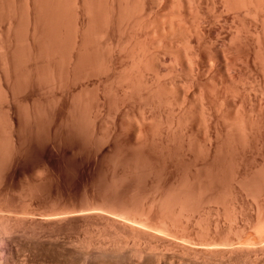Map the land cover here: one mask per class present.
I'll return each mask as SVG.
<instances>
[{"label":"rangeland","instance_id":"1","mask_svg":"<svg viewBox=\"0 0 264 264\" xmlns=\"http://www.w3.org/2000/svg\"><path fill=\"white\" fill-rule=\"evenodd\" d=\"M228 25H226L227 26L226 28H232V25L230 24ZM244 49L245 51L243 49L239 50L240 52L235 51L237 54H235V52H232V53L230 52L231 54L228 52V54L224 58L222 57L223 54L221 53L217 52V55H216L215 53L216 50L212 48L209 50V52L208 51H202V52L198 51V53L196 52L197 54L192 58V60H188V58H186V55L183 54L184 58L182 57L183 60L180 62L181 64H178L179 70L177 69L178 71H175V73L173 72L171 68L172 65L174 64V61L171 60L172 57L170 54L168 55L167 52L164 54L161 52L162 54L160 53V55L158 54L159 58L157 57L158 58L157 62L158 64L160 63L158 65L159 72L158 70L157 71L154 70L155 66L153 64L156 58L154 57V55H151L150 58L147 59V61L145 62L146 63L144 66L145 71L143 72L141 80H139L140 82L145 81V79L149 81L151 80L150 82L152 81L154 82L156 81V79L160 78L159 79L160 82L169 83L170 80L173 79V77L176 75L177 72L180 75L182 73V75L181 76L179 75V77L181 78H183L182 76L185 77L184 74L188 72V68L190 66V64L188 63L191 62V64H194V65L197 64L198 67H200L199 68L201 69L200 76L197 77L198 78L197 80L191 82V80L188 79L186 81H189V82H186V83L183 82L182 83L183 85L180 84L181 88H179L180 92L179 91L178 92L182 96L181 98L185 99V101L183 99L175 101L172 97L175 96L174 93L176 92L171 87H168V86L167 87L165 86V89H163L162 93L164 94H161L162 98L159 96L155 98L152 97L151 99L150 98L146 99L145 98L146 96H144L143 98L142 97L140 98L141 96L140 94H138L139 96H136V94L133 96L132 94L134 93L131 94L130 91L128 90L130 93L129 94L128 91L126 90L127 88L124 87L125 83L122 80L123 79L122 76L125 73H127L131 67L129 66L130 58H128L127 56L115 54L114 63L116 66L114 69L115 71L112 72V74L114 73V75L111 74V77L113 79L110 77L108 81L105 80V77L109 76L110 74L108 75L103 74L104 76L99 75V79L101 83L99 85V101H96V98L98 96L95 93H93L92 85L89 84L88 86L89 88L87 90L88 102H87V107L85 110L86 116L84 120V127H85L84 132L85 133H84L83 142L82 143L80 142L81 144H79V141L77 142V140H75L77 138L73 137L74 136L73 134L70 135V133H68V131L65 129L64 126L62 127L61 125H58V124H61V120H59L61 117V114L58 116L59 112H57L58 114L56 113V111L60 109L59 107L58 109L57 107L56 109H54L55 111L54 114L56 113L57 118H58L57 122L59 120L57 125H56V119L54 118L56 114L55 115L51 114L52 117L55 119V120H52L53 121L52 123L49 119H47L49 120V123H51L52 125L46 122V118L43 116L45 120H43L42 122L44 121L45 122L42 123V126H40L41 128L39 129V133L28 134L27 136H25V141H24L25 146L23 150L20 152L19 156L15 157L16 159H14L15 161L13 162L14 166L11 164L10 167L9 166L7 167V169L9 170L6 169L8 171L6 173V177H5L6 179H4V184L2 183L1 185L2 189L0 188L1 189L0 190V200H1L0 205L2 206V209L4 208L3 211L2 209L0 210V215L3 214L1 215L2 217L0 216L3 219L1 218L0 219L4 220L3 222L6 221L5 223H8L10 225L9 227H11L12 225L14 226V228L12 226L14 230L11 228L13 230L11 234L14 233L13 235L6 234L7 238H5L6 236L0 233V236H2L0 237V253H1L0 254V264H11V263L12 264H71L69 263L70 262L69 257L72 255L71 253L70 255H68L67 250L68 252H70L69 249L72 248L73 246H74L73 248H79L77 246L80 245L79 242L81 241H82L81 242L82 245L80 246V248L83 247V250L88 249L87 251L88 253H89V250L94 251L93 253L94 255L92 254L94 257L92 256L93 259L90 260L91 262L94 261V263L92 262L91 264H111V263L112 264H117V263L118 264H130V262H134V261L137 264L138 262L136 261L141 262L143 258L142 260L141 259L136 260L139 256L135 257V255L133 256L130 255L128 258H125L129 254L126 255V254H123L122 252L125 251V253L126 252L128 253V251L130 250L132 246L133 247L137 246V244L139 246V245H142L143 243H145V245L149 243L148 244L149 245L148 247H150L149 249L153 250L154 245L155 247L157 243H158L157 244L158 246L160 245L159 244L160 241L158 238H160V236H163L164 238V235L166 233H167L166 235L168 236L166 238L168 240L171 236L175 234L176 239L174 237H173L174 240L172 237H171L172 239L171 238L170 239L172 241H175V240L177 241L178 239V241L180 240L179 242H181V239H179V237L177 238V234L178 233L180 234V232L181 234L182 233L184 234V232H188L187 234L186 233L185 234L186 235L193 234L191 235L193 238H195V236L196 238H199V237L201 238V236L206 235L208 230L213 231L216 229L215 233H213L212 231L210 233L209 231L208 232L209 236H213L214 234H215V237L223 236L222 238H223L224 243H226V241L224 240H227V242H229V240H231L233 236L234 238L237 237V234L239 235V232L244 227L245 228L242 230L243 232H241L242 234L240 233V235H244V234L247 235L251 233L255 235V232L257 230L255 232L252 231L254 230L252 229L254 227L251 225V219H254L256 216L255 215L257 212L255 210L256 203L259 202L260 200L264 201V180H263L264 179V100L263 99L264 98H260V95L258 92H257L258 96H255V97L253 96L254 90L251 87H253L254 83H251L252 82L251 79L257 80L261 83L262 80L260 77H262L264 80V77H263L264 74L262 75L263 70H261L260 72V67H261V65H259L260 63L255 62V60L257 62L258 60L257 59L254 60L255 55H252L251 52L253 51L251 47L248 46L247 48L248 51H246V48ZM246 52H249V53H246ZM186 59L188 60V62L185 61ZM215 60H218V61L215 62ZM157 62H155V64ZM218 62H219L218 65H220V67H222L223 69L219 68V71H216V73L214 72V70L213 72H211L210 66L213 67L217 65ZM126 67H129V68H126ZM23 68L25 69L26 66L23 65ZM258 68H259L260 73L257 71ZM155 73H157V75ZM258 73L260 76L258 75ZM252 76H255V77H252ZM257 76H259V78ZM109 82L110 83L113 82V84H109ZM262 83H264V81ZM107 84L108 86L110 85L111 88L109 87L108 88L111 89L112 91L108 90L105 87V85ZM45 85L47 86L50 84L47 83ZM103 86L105 87L104 89H103ZM235 87L238 90H240L241 88L245 89L246 92L248 91V93L253 96V98L251 95H249V98H247L245 101L239 100L240 96H239L238 90ZM105 89H107V91H104ZM49 90L50 91H48V89L45 87L41 89L37 88V90L29 89L25 92L23 91V94L20 93L22 96L19 94L18 99L21 102H23L24 100L28 102L29 98H32V96L35 95L33 97L36 99L33 98V99H30V101L37 100L38 103L44 104L46 100L48 99L49 95L50 97L55 96V98H58L57 89H54L55 91H53L52 93L53 95L50 93L52 92L51 90L53 89H49ZM124 90L127 91V94L122 95L123 93H126V91L124 92ZM250 90L252 93L250 92ZM28 93L30 94L33 93V95L31 94V97L29 96L27 98ZM139 93H142V92H139ZM128 94L130 96H128ZM224 94L226 96H224ZM142 95H145V94L143 93ZM257 98H260V102L259 100H257ZM201 99L203 101H201ZM219 100L221 101V103ZM20 101L17 103L22 104L20 103ZM181 101L182 102L184 101L185 104L184 103L180 104L182 103ZM204 101L206 102L208 107L207 105L205 106V103H204V106L207 109L209 108L208 110L211 113V114L208 113L210 114L209 115L210 121H208V124L204 121V119H202V115H201L202 110L205 109V107L201 108L203 106L202 102ZM26 102H23V105H25L24 103ZM200 104H202V106H200ZM185 105L187 107H185ZM183 107L187 108L184 113L181 110V108ZM45 113H48V111L47 112L45 111ZM249 114H251V116ZM47 115L49 117L47 116L46 117L50 118L51 115L50 114H47ZM43 117H41V120ZM53 118H50V119H53ZM242 118L252 119L251 123L254 124V125L252 124L254 126L253 134H252L253 136L251 135L252 138L250 135H245V133H243V131L241 130L240 120ZM227 122L228 123L233 122V125H234V126L232 125V132L233 130H235L233 132L234 134L233 135L234 138L232 139L233 141H231L232 144L231 143L227 144L225 140H224L225 142L222 141L223 140L222 136L225 133L224 125ZM217 139L221 140V147L219 148V151L220 149L221 151L219 153L217 152L218 155H216L214 159H211V155H212L211 150L213 149L215 142L218 141ZM208 148L210 149L208 150ZM126 166H128V168ZM134 168L136 169V172L134 171L131 175L126 176V177H124L125 175L123 176V172L126 173L129 171V169L133 170ZM234 172H236L237 174L245 175V178L247 176L248 177L247 180L249 181L245 179L247 183L245 184V182L241 181L242 183L241 184L239 182L240 181L239 178L238 180L237 178L231 179L230 178L231 173H234ZM135 173H137V175H135ZM206 174H209L208 176L213 179L212 180L213 182L216 181L215 183L212 182V186H215V187L210 188L211 189L210 192L212 191L215 196L209 197L207 200L204 201L206 202L204 204H207L208 207H211L212 210L210 209L208 212V210L206 209L207 211L202 212L201 209L198 208L199 209L198 212L200 213L201 211L200 215L202 213L203 215H201V217H197L199 216L198 212H196L198 209L195 210L197 208V207L195 208V205H197L196 204L197 199H194L192 197L193 202L191 199L190 203H192L193 205L190 204L189 207L191 208L192 206V208H194L195 211L191 208L195 212V215H196V217L194 218L195 220L194 219L193 220L197 222H194L193 220H192L193 222L191 220H186V219L184 220V218H181L182 215L180 213L175 215L176 213L173 214L174 212L171 210H169L168 212V209H167L168 214L166 213V219L173 218V216L171 217L172 214L175 215L172 221L166 222L168 224L167 226H169V223H171L170 226L174 227L172 228V230H170L171 229L170 226H169L170 228L168 227V231H170L171 234L173 235H171L167 230H163L164 229L163 227L166 226L164 224L166 223H164L163 224L164 226L161 228L163 230V233L162 231L157 232L158 230H161L158 227L159 226L161 227L160 224L163 221L160 222L161 220L160 221L158 220L160 222V224H158L159 222L156 219L162 216V214H160V212L157 210L155 206L149 204L148 202L149 198L152 195H155L157 193H165V194L170 195V197L171 196L174 197L176 193L178 194V189H179V192L181 193L182 190L189 188L190 185L188 186V184L192 183L190 180H193V179L196 180L198 178L194 183L191 184L190 188L192 189L189 188L190 191L192 190L194 191L195 189H197V186L200 183L203 184L202 182L205 181ZM121 175L123 178L121 177ZM200 178L201 179L204 178V180H201ZM199 180H201L202 182H200ZM217 180H220V181H217ZM230 180L234 182L236 190L238 191L236 194L237 196L236 195L234 196L235 199L237 198L236 199L237 202L240 203L239 205H241L240 206L241 209L239 208L238 211L239 213L241 212L240 210H242L243 212L242 213L243 215L239 214L240 218L239 219L237 218L241 225V228L243 224L245 225L246 221H248L246 225L243 226L242 229L240 228V231H237V233L235 232L236 230L232 226L235 223V221H232L234 219L233 216H231L232 215L231 210L233 208L229 206L231 205L229 203V193L226 189H224L225 188L224 186H227V183ZM184 181H187L188 183ZM179 182L180 183L182 182V184H180ZM216 183L217 184L220 183V184L217 185ZM111 192L112 194H115V196H117L118 199L117 198L116 199L119 205L114 204V202L117 204L116 200L109 201L110 199L106 197L109 194H111ZM173 192L175 194H173ZM123 193L126 195L124 196ZM218 195L220 197H218ZM223 197H227L228 200L227 198L223 199ZM73 198H81L84 204L83 208L87 209V211L85 210L86 214L91 215L92 213V216L87 217L86 218L87 220L86 219L84 220L83 225L78 226L79 228L75 227L72 229V228L66 227V229L63 228L62 230L58 228H55L53 230V229H47V228L45 229L42 226L40 227L39 226L40 224L36 225L34 229L29 228L28 218H30V215L28 214L29 215L28 216L26 213L28 210H32V212L34 211L36 216L38 214H43V213L45 215L47 213L48 214L50 213L53 216H55V214L57 215L59 210L63 208L66 205V203L68 204L69 200ZM119 198L120 199L123 198V199L120 200ZM111 202H113L112 205H114L112 207H111ZM148 205L149 207L147 209ZM103 206L104 207L107 206V208H109L107 210L108 213H110L109 210L114 207V210L112 211L113 215L108 214L107 211L105 213L104 211L105 209L103 210L104 208ZM93 207H97V208L93 209ZM124 207H126V209ZM122 208L123 210H121ZM98 210H101L103 212L100 213L99 211V213H96L98 212ZM115 210L119 212L122 211V212L121 213L115 212L117 213L116 215L114 214ZM37 211H38V214H37ZM93 211H94V214L96 213L95 215L93 214ZM127 212L132 217L126 214ZM138 212L140 213L141 216L145 218H147L148 216V219L150 217L152 219V216L153 218H156L159 215V217L155 219L158 222L157 225L155 224L156 227L153 224L154 222L156 223V221L153 219H152L153 221H151L150 219L152 223L150 221L149 222L146 221V224L150 223L149 229L147 228L148 226H146L145 224H142L141 228L142 227L144 228L145 226L146 229L145 228L144 229L146 230V232L150 231L149 232L150 234L148 233L149 234L148 236L145 233L147 236V239L143 233H141V235L140 234L137 235V236L140 235L139 237L141 238L143 235L145 237V238H142L143 240H145L144 242L142 239H140L137 236L135 237V235L132 234L134 238H137V239L139 238V240H142L140 241V243H138L139 240L137 241L130 235L131 233H128V229H130L129 227H126L123 225V227L124 228L126 227L125 229L127 230V233L124 234L122 233L124 228L122 229V226L119 227V225L113 226L115 221L113 223V221H111L112 218H109L115 215L114 219L117 220L116 216H118L119 214L120 215L118 218L119 220L117 221L119 222L120 219L121 221L123 220L124 218L123 216H125L126 214L127 219L131 220L130 218H132L133 220L134 218L140 216L138 215ZM206 212L210 214H207ZM102 213L105 215L108 214L109 216L107 217L106 215V216H103L102 218L101 216ZM152 213L155 215H153ZM52 215H49V216H52ZM97 215L99 218L95 217ZM135 215L136 217H134ZM178 216H180V219H178ZM213 216L216 219V220L214 219L215 221L210 220V219H213ZM216 216H218L219 219ZM100 217H101V220L104 221L103 223H101V221L99 220ZM104 217L107 220H105ZM162 217H165V216H162ZM207 217L210 219H208ZM145 218H139L143 220H141L139 223L137 222L136 223L140 224L141 222L148 220ZM96 219L97 221H99L98 225H100V227L96 225L97 228L99 227L98 229H100L104 225L103 229L106 227L105 230L108 231L111 228L109 231L111 232L112 230V232L109 234H107L108 232L104 234V232H102V228H101V231L99 230L100 231L99 232L95 226V223L97 224ZM176 219H177V223H176ZM207 219L209 220L208 223H207L208 221ZM129 220H125V222L127 221L125 225L132 224L131 226H133V223L131 221L130 223H128ZM163 220L164 222L167 221L165 219ZM219 220L220 222H218ZM105 221L108 225H105ZM107 221L108 222L110 221L112 224H110V222L108 223ZM216 221L218 225L217 223L216 224L214 223ZM230 223L232 224L230 225ZM249 223H250L251 228H249ZM151 224L154 227V229L158 228L157 231L156 230L153 231V227H151ZM211 224H213V226ZM93 225L96 228V230L93 227ZM208 225H210L212 229H209L210 227ZM137 226L138 225H136V227ZM167 226H166V229H167ZM107 227H109V229H107ZM213 227H215V229ZM232 228L234 229V231ZM125 229L124 231H126ZM151 229L153 232L155 233L157 232L156 234L158 236H156L155 233L152 234ZM204 229H206V233H204L205 231ZM56 230H60V231H56ZM172 231L173 232L176 231V233L175 232L172 233ZM261 233H262V230H261ZM97 234L100 236H97ZM127 234L130 235V237L133 239H130ZM12 236L15 238L13 239ZM152 236L153 237L155 236L156 238L158 237L157 238L158 241L156 240L155 237L153 239ZM2 238L4 240L6 239V241L9 239L8 243L5 242ZM83 238L85 239V241ZM125 239H128V240H125ZM220 239L218 238L217 241L220 242ZM132 240L133 241L135 240L134 241L135 243L134 242L132 243L131 242ZM148 240L153 241L152 243L153 248H151L150 246L151 245L150 243L152 241L149 242ZM223 242L221 241L220 243L222 245H225ZM112 243H113V246L111 245ZM261 243L264 246L263 244L264 241L260 242L259 244ZM107 244H108V247H107ZM165 246H163V248H166V249L172 248V247H165ZM115 247L117 248L115 250H118V251L122 250V252L118 253V251L116 252L113 250L117 254L118 257H116V255L113 253L112 254L115 255V257L114 256L112 257V255L110 254L111 258L113 259L112 261L110 258H108L110 256L107 255L106 253L108 250L110 251L111 248L114 249ZM98 249L99 251L96 252L95 250H98ZM104 249H107V250H104ZM149 249H148V252H150ZM172 249H174L173 251H175L174 247ZM103 251H106V253H104V256H102ZM91 253L92 252H90V254ZM97 253L99 254L95 256V254ZM118 254H120V256ZM103 257L108 258L106 259L108 262H106ZM146 258H144L143 261H145ZM89 259L91 258L89 257ZM226 259L227 258L218 260L216 264H219V263L220 264H226V263L227 264H251L252 263V261L250 263H248V261L246 262L244 261L245 263L243 262L241 263L240 260L237 262L236 260L231 261L232 259L231 260L227 259L228 260L227 261ZM109 261H111V263ZM135 263H132V264H135ZM252 264H257V263L253 262Z\"/></svg>","mask_w":264,"mask_h":264},{"label":"bare ground","instance_id":"2","mask_svg":"<svg viewBox=\"0 0 264 264\" xmlns=\"http://www.w3.org/2000/svg\"><path fill=\"white\" fill-rule=\"evenodd\" d=\"M228 24L232 25V28H226L227 27L226 25H228ZM228 27H229V25H228ZM248 46L251 47V49L253 51V52H251L252 55H255L254 56L255 58L253 57L254 60L255 59L258 60V62L255 60V62L260 63L259 65H261V67H262V68L260 67V72H261V70H263V73H262V75H263L264 74V0H0V188H1L2 183L4 184V179H6L5 177H6V173L8 172L7 170H9V169H7V167L8 166L10 167L11 164L13 165V162L15 161L14 159H16L15 157L19 156L20 152L23 150V148L25 146L24 145L25 136H27L28 134L39 133V129L41 128L40 126H42V123L45 122V121L42 122L43 120H45V118H46V122H48V123H49V120L52 123L53 122L52 120L56 119V125L59 122V120H61V124H58V125H61L62 127L64 126L65 129L68 131V133H70V135L73 134L74 135L73 137L77 138L75 140H77V142L79 141V144H81L83 142L84 133H85L84 132L85 131L84 130V128H85L84 127V120H85V116H86L85 110H86L87 102H88V98H87V90L89 89L88 86H89V84L92 85L93 93H95L98 96L96 98V101H99V85L101 84L100 79H99V75L110 74L109 76L105 77V80L108 81L110 79L112 72L115 71L114 70L115 66H116L114 63V55L115 54L127 56L128 58H130L129 66H131V67H130L129 71L122 76L123 79L121 77L120 78L125 83L124 87L127 88V89L126 88H124V89H126L127 91L129 90L131 94L134 93V94H132L133 96L135 94H136V96H139L138 94H140L141 95L140 98L141 97L143 98L144 96H146L145 97L146 99L147 98L151 99L152 97L155 98L158 96L161 97V94H164V93H162L163 89H165V86L166 87L168 86V87H171L176 92V93H174L175 96H173V97L171 96V97L175 101H178V100L183 99V98H181L182 96L179 94V92H180L179 88H181L180 86L183 85L182 84L183 82H185V83L189 82V81H186L188 79H190L191 82L197 80L198 79L197 77L200 76V70H201V69H199L200 67H198L197 64L194 65V64H191V62L188 63V64H190V66L188 68V72L185 71L186 72V74H184L185 77L184 76H182L183 78L179 77L180 74H178V72H177L176 75L173 77V79L170 80L169 83L160 82V80H159L160 78L159 79L155 78L156 81H154V82L153 81L150 82L151 80L149 81L146 79H145V81L140 82L139 80H141L143 72L145 71V68H144V66L146 64L145 62L147 61V59L150 58L151 55H154V57L156 58V60L155 59L154 60H155V62H157L161 52L163 54L166 52L168 53V55L170 54L172 57L171 60L174 61V64L172 65L171 68H172L173 72L175 73V71L179 70L178 64H181L180 62L184 58L183 54L186 55V58H188V60H192V58L198 53V51H201V52L202 51H208L209 52V50L212 48V49L216 50V52L214 51L216 53V55H217V52L221 53V54H223L222 57L224 58V57H226L228 52L229 53L230 52L232 53L235 51L240 52L239 50H241V49H243L245 51L244 48H246V51H248V49H247ZM236 52H235V54H237ZM246 53H249V52H246ZM169 58H170V56H169ZM216 58H217V56H216ZM188 60L186 59L185 61L188 62ZM216 61H218V60H215V62ZM155 62L153 64L155 66L154 70L155 71L158 70V72H159L158 65L160 63L158 64V62H157L155 64ZM218 64H219V62L217 63V65H215L213 67L210 66L211 72H213V70H214V72L216 73V71H219V68L220 69L222 68ZM23 65L26 66L25 69L23 68ZM148 66H150V65H148ZM183 66H185V65H183ZM229 66H231V65H229ZM126 68H129V67H126ZM230 71H232V70H230ZM257 71L259 72V68ZM259 73H258V75H259ZM155 74L157 75V73H155ZM112 75H114V73ZM181 75H182V73H181ZM214 75H213V77H214ZM259 76H257V77L259 78ZM252 77H255V76H252ZM263 77H264V75H263ZM260 78L263 82L264 81L263 78L262 77H260ZM148 79H150V78H148ZM251 80H252L251 83H254L253 87H251L254 90L253 96L254 97L258 96L257 95V92H258L260 95V98H264V83H262V82L260 83L259 81L254 80V79H251ZM253 80H254V82H253ZM45 81H47V82H45ZM110 82H109V84H113V82L112 83H110ZM47 83L50 85L46 86L45 84H47ZM44 87L47 88L48 91H50L49 89H53V90H51L52 92H50L51 94L53 93V91H55L54 89H57L59 91V92L57 91V93H58L57 97L58 98H55V96L50 97V95H49L46 102L44 104H40L37 102V100L36 101L35 100L30 101V99H33L34 98L33 96H35V95H33V93H31L33 96H32V98H29V101L27 100L28 102H26V100H24V101L22 100L23 102H26V103H24L25 105H23V102H21L18 99L19 98L18 95L20 93L23 94V91L25 92L29 89H32V90L36 89L37 90V88L41 89ZM105 87L108 90H111V89H109V88H111L110 85L108 86V84H107V85H105ZM105 87L103 86V89ZM107 89H105L104 91H107ZM126 90H124V92ZM127 91H126V93H123L122 95L127 94ZM129 91H128V93H129ZM225 91H226V89H225ZM139 92H142V93H139ZM250 92H251V90H250ZM143 93L145 95H142ZM238 93L240 96V99L239 98L238 99L241 101H245L247 98H249V95H251L248 93V91L246 92V90L242 89V88L240 90H238ZM29 94L30 93L27 94L28 95L27 98L29 96L31 97V94L30 95ZM129 94H128V96H130ZM46 95H48V94H46ZM224 96H226V95L224 94ZM253 96H252V98H253ZM235 98H237V97H235ZM260 98H257V100H259V102H260ZM17 99L22 104L17 103V102H19ZM34 99H36V98H34ZM183 100L185 101V99H183ZM184 101L183 102L181 101L182 103H180V104H183ZM201 101H203V100L201 99ZM201 101H200V103H201ZM248 101H249V99H248ZM202 103H203V106H202V104H200V106H202L201 108H203L207 105L205 101ZM204 103H205V106H204ZM220 103H221V101H220ZM182 106H184V105H182ZM56 107H57V109H58V107L60 108L58 111H56V113L59 112V114L57 113L58 116L61 114V117L58 120V122H57V119H58L57 114L56 113H55L56 115L54 114V112H55L54 109H56ZM185 107H187V106L185 105ZM185 107L181 108L183 113L187 109ZM207 107H208V105H207ZM205 109L202 110L201 115H202V119H204V121L208 124V121H210L209 115L211 113L208 110L209 108L207 109L205 107ZM45 111L46 112L48 111V113H45ZM242 111H243V109H242ZM240 112H238V113H240ZM208 113H210V114H208ZM42 114H44V115H42ZM47 114H50V115L54 114L55 119L52 117V115L50 116V118H53V119L47 118V117H49ZM246 115H248V114H246ZM249 115L251 116V114H249ZM41 117H43L44 119L42 118V120H41ZM47 119H49V120H47ZM251 120L252 119H243V118L240 120V123H241L240 127H241V130L243 131V133H245V135L251 136L253 134V129H254L253 125L254 124L251 123ZM258 121H260V120H258ZM51 123H49V124H51ZM232 125H233V122H229V123L227 122L224 125L225 133L222 136L223 138L222 137L221 138L223 139L222 141L225 140L227 142V144L231 143V141H233L232 139L234 138L233 132L235 130H233V132H232ZM255 127H257V126H255ZM243 133H242V135H243ZM252 136H251V138H252ZM221 138H219V139H221ZM220 147H221V140H218L215 142V145L213 146V149L211 150L212 151L211 159H214V157L216 155H218V153L221 151V149L219 151ZM209 149L210 148H208V150ZM207 155H208V153H207ZM134 164H136V163H134ZM126 167L128 168V166H126ZM134 171L136 172L135 168L133 170L129 169L128 172H126V173L123 172V176L124 175H125L124 177L129 176ZM236 172L231 173V177H230L231 179L237 178V180H238V178H239V180H240L239 182L241 183V181H242V182H245V184L247 183V181H249V180H247L248 179L247 176L245 178V175L237 174ZM135 175H137V173H135ZM208 175L209 174H206V176H208ZM206 176H205V181H203V182L201 180H204V178L203 179L200 178L201 180H199V181L202 182L203 184L200 183L197 186V189H195L194 191L193 190L190 191V189H192V188H190V186L198 178L197 179L195 178L196 180H194V179L190 180L192 183H190V181H189L190 184H188V186L190 185L189 186L190 189L185 187L186 189H188V190H186L182 187L184 189L181 192L182 194L179 192V189H178V194L177 193L175 194L173 192V194H175L174 197H172V196L170 197V195L165 194V193H157L155 195H152L148 200L149 204L155 206L157 208V210L160 212V214H162V216H165V217H162V216H160V217L167 220L164 222V220L161 219L159 217V215L157 217H159L160 219L157 217H156L157 219L153 218V216H152L153 220L156 219L157 221L161 220L160 222L163 221L160 224L159 221H158L159 222L158 223L155 220L156 223L155 222L153 223L154 226L156 227L157 223L161 225V227L158 225L159 229H161L164 225L167 226L168 224L166 222L172 221L174 216L177 215L178 213H180L182 215L181 218H184V220L186 219V220L192 221L196 217L194 211L197 210L198 208H200L202 212L207 211V210L209 212L211 207H208L207 204H204V203H206L204 201L207 200L209 197L215 196L212 191L210 192V190H211L210 188H214L215 186H212V182H213L212 180L213 179L209 176L208 177H206ZM121 177H122V175H121ZM133 177H132V179H133ZM187 181H184V182L188 183ZM217 181H220V180H217ZM215 182H213V183H215ZM180 184H182V182ZM219 184L220 183H218L217 185H219ZM222 185H220V186H222ZM179 187H181V186H179ZM224 187H222V188L226 189L229 193V203L231 204L229 206H231V208H233L231 210V213H232L231 216H233V218H234L232 221H235V223L232 226L236 230L235 232L237 233V231H240V228H241V225L238 221V219L240 218L239 214L243 213L242 210H240L241 212L239 213L238 209L240 208L241 205H239L240 203L237 202V200H236L237 198L235 199V197H234L238 191L236 190L234 182L231 180L227 183V186H224ZM216 193H217V191H216ZM125 195L126 194H124V196ZM147 195H148V193H147ZM106 197L108 199H110L109 201H111V200L115 201L116 200L117 204L115 202H114V204L119 205L118 201H117V199H118L117 196H115V194H112V192H111V194H109ZM106 197H105V199H106ZM192 197L194 199H197L196 200L197 205H195V208L196 207L197 208L194 210V208H192V206H191V208L194 211L189 207L190 204H192V203H190ZM218 197H220V196L218 195ZM213 198H215V197H213ZM224 198H227V197H223V199ZM108 199H107V201H108ZM121 199H123V198H121ZM227 200H228V198H227ZM255 200H257V199H255ZM82 201L83 200H81V198H73V199L69 200L68 204L66 203V205L63 208H61L59 210V212L57 213V215L55 214V216H53L50 213L49 214L47 213L48 215L47 214L45 215L44 213L38 214V211H37L38 215L36 216L34 211L32 212V210L27 209L28 211L26 213H27V215L28 214L30 215V218H28L29 219V221H28L29 228L34 229V227L36 225L40 224L39 226L40 227L42 226L45 229L47 228V229H53L54 230L55 228H58V229L62 230L63 228L66 229V227L73 229L75 227H78L79 225H83L84 220L87 217L92 216V213H91V215L86 214L87 209L83 208L84 204ZM0 202H1V200H0ZM192 202H193V199H192ZM112 203L113 202H111V207L114 206V205H112ZM254 205H255V203H254ZM3 206H5V205H3ZM27 206H28V204H27ZM107 206H109V205H107ZM107 206L106 207L103 206L104 208L102 207L103 210L105 209L104 210L105 213L109 209V208H107ZM255 206H256L255 210L257 212L255 211L256 212L255 218L251 219V225L254 227V228H252V229H254L252 231L255 232L257 230L258 232L261 233V230H262L261 234L256 231L255 235H253V233H251V234L246 233L247 235H245L243 233L244 235H240V233L243 232L242 230L245 228V227L243 228V226H245L246 223L248 222V221H246L245 225L243 224V226H242L243 229L241 228L242 230L239 232V235L237 234V237H235V238L233 236L234 239L233 238L231 240L228 239L229 242H227V240H224V241H226V243L223 242V238H222L223 236L222 237H220V236L215 237V234L213 236H209L208 232L210 231V233H211L212 230H208V229H207L208 234L206 233V229H204L205 230L204 233H206V235H204V236L200 235L201 238L200 237L196 238V236H195L196 239L191 236L193 234L186 235L188 232H184V234L183 233L181 234V232H180L181 235L177 232L179 234V236L177 234V238L179 237V239H181V242H179L180 240L178 241V239H177V241L171 240L173 237L175 238L176 236H175V234L173 235V234H171L170 231H168V227L171 224V223H169V226H167V229H166V226H164L163 230H167L171 235H173V236L169 235L172 238L170 237L171 239L169 238V240H168L166 238V237H168L166 235L167 233L165 234L166 236L164 235V238H163V236H160V234H159L160 238L161 237L162 238L160 240V238L157 237L160 241L159 242L160 245L158 246L157 245L158 239L154 236L157 240L156 241V243H157L156 247H155V245H154L155 243H154L153 244L154 248H153V246H152L153 241L148 240L149 242L152 241L150 243L151 244L150 246H151V248H153V250L149 249L150 248V247H148L149 243L146 245H145V243H143V244L141 243L143 246L142 245L138 246V244H137V246H134V247L130 246L131 248L128 251V253L127 252L125 253L124 250H123L124 252H122V250L121 251L115 250V249H117L115 247L114 249L111 248L112 251L109 248L110 251L108 250L107 253H106V251H103L102 256H104V253H106L107 255L110 256V257H108V256L107 257L110 258L112 261H113V259L111 258V255H112V257L113 256L115 257V255H116V257H118L114 251H116V252L118 251V253L122 252L123 254H126V255L129 254L128 256L125 257L121 253L125 258H128L130 255H132V256L135 255V257L139 256L137 259L135 258L136 260H138V259L142 260V258L144 260V258H146V256H147L145 261H143V260L141 262L136 261L138 263L140 262L139 264H216L218 260H222L223 258H227L229 260L232 259L231 261L236 260L237 262L240 260L241 263L242 262L245 263L246 261H248V263H250L252 261V263L254 262L257 264H264V256H262V255H264L263 254L264 253V249H263L264 246L262 245V243L259 244L260 242L264 241V201L260 200L259 202L256 203ZM148 207H149V205L147 206V209H148ZM94 208H97V207H93V209ZM124 208L126 209V207H124ZM1 209H2V206L0 205V210ZM3 209H2V211H3ZM119 209H117V210H119ZM167 209H168V212H169V210H171L174 212L173 214L176 213L175 215H173V214L171 215V217L173 216V218L166 219V213L168 214ZM113 210H114V207L109 210L110 213H108V211H107V213L111 215ZM121 210H123V208ZM227 210H229V209H227ZM2 211H1V213H2ZM4 211H6V210H4ZM94 211H93V214H94ZM99 211H100V213L103 212L101 210H98V212H96V213H99ZM198 211H199V209L196 212H198ZM201 211H200V213H201ZM115 212H119V211H116V210L114 211V214L117 215V213H115ZM121 212H119V213H121ZM128 212H129V210H128ZM128 212L126 214L131 216ZM208 212H206V213L210 214ZM4 213H6V212H4ZM148 213H150V212H148ZM200 213L198 212L199 216H197V217H201V215H203V213L201 215H200ZM108 214H106L107 217L109 216ZM126 214H125V216H126ZM1 215H3V214H1ZM49 215H52V216H49ZM106 215L102 213L101 216L103 218V216H106ZM138 215H140L139 212H138ZM153 215H155V214H153ZM10 216H12V215H10ZM119 216H120L119 214H118V216H116L117 220L114 219L115 215L113 217H109V218H112L111 221H113V223H114V221H115V223H117V224L114 223L113 226L119 225V227L122 226V229H123L124 228L123 225H124V226L130 228V229H128V233H131L130 235L133 238H134V236L132 234H134L136 237L138 234L141 235V233H143L147 239V236L150 234L149 233L150 231L146 232V230H145L146 227L144 226V228H145L144 229L143 227L141 228V226H142V224H145L146 226H148L147 228L149 229L150 223L146 224V221L149 222L151 217L148 219V216H147V218H145L141 215H140L141 217L140 216L136 217V215H135L134 217H136V218L133 217L134 219L132 220V218L128 217L131 219V220H129V219H127V216L126 217L123 216L126 219L123 218L124 221L123 220L122 221L125 222V220H129L128 223H130V221H131L133 223V226H131L132 224L130 225L128 223H127L128 225H125L127 221L125 223H123L121 221V219L119 222H117L119 220L118 219ZM95 217L97 218L98 215ZM216 217L218 218V216H216ZM139 218H145L148 220L144 219L145 221L141 222L140 223L141 225H140L137 223H139L143 219H139ZM1 219H3V218H1ZM1 219H0V233L4 234L6 236L5 238H7L6 234L10 235L12 233V231L14 230L13 229L14 226L12 225L13 228H12V226L9 227L10 225L8 223H5L6 221L3 222L4 220H1ZM104 219H105V217H104ZM152 219H151V221H153ZM178 219H180V216H178ZM208 219H210V218H208ZM214 219H215V217L213 216V219H210V220L215 221L216 219L215 220ZM227 219H228V217H227ZM99 220L101 221V223L104 222L101 220V217ZM105 220H107V219H105ZM196 220H198V219H196ZM96 221H97V219H96ZM194 222H197V221H194ZM208 222H209V220L207 221V223ZM218 222H220V220ZM98 223H99V221H97V224L95 223V226L97 225L100 227V225H98ZM164 223H166V224H164ZM176 223H177V219H176ZM214 223L216 224L217 221ZM110 224H112V223L110 222ZM134 224H136L138 226L136 227V225H134ZM231 224L232 223H230V225ZM105 225H108L106 223V221H105ZM176 225H178V224H176ZM211 225L213 226V224H211ZM217 225H218V223H217ZM97 226H96V228H97ZM103 226L101 228H102V232H104V234H106L107 232H108L107 234L112 232V230H111V232L109 231L111 228L109 229V227H107V229H109L107 231V230H105L106 227L103 229ZM193 226H194V224H193ZM208 226L210 227V225H208ZM93 227H94V225H93ZM151 227H153L152 224H151ZM170 227H171L170 230H172V228H174L172 226H170ZM96 228H95V230H96ZM98 228H97V230L101 231V228L100 229H98ZM158 228L154 229V227H153V231L154 230L157 231ZM213 228L215 229V227H213ZM249 228H251L250 223H249ZM124 229H123V231H124ZM209 229H212V228L210 227ZM234 229H233V231H234ZM60 230H56V231H60ZM129 230H130V232H129ZM163 230L161 229V230H158L157 232L162 231V233H163ZM184 230H185V228H184ZM215 230H213L212 232L215 233ZM30 231H32V230H30ZM90 231H92V230H90ZM123 231H122V233H124V234L127 233V230L124 232ZM151 231H152V229H151ZM153 231L151 232L152 234L155 233ZM167 231H165V232H167ZM34 232H36V231H34ZM174 232L176 233V231H174ZM174 232L172 231V233H174ZM224 232H226V231H224ZM145 233L147 234V236ZM13 234H11V235H13ZM98 234H97V236H100ZM130 235H128L129 238L133 239L130 237ZM139 236H137V237H139ZM144 236L142 235V238H145ZM156 236H158V235L156 234ZM0 237H2V236H0ZM154 237L152 236L153 239H154ZM197 237H198V235H197ZM14 238L15 237H13V239ZM139 238L142 239L141 237H139ZM139 238L138 239L134 238V239H136L138 241ZM174 238H173V240H174ZM218 238L219 239L222 238V239H220V242L222 241L225 245H222L220 242H218L217 241ZM8 240L6 241V239H5L4 241L8 243ZM107 240H109V239H107ZM125 240H128V239H125ZM142 240H139L138 243H140V241H142ZM84 241H85V239H84ZM134 241L132 240L131 242L133 243ZM144 241L145 240H143V242ZM81 242H79L80 245L77 246L79 248H73L74 246L73 247L71 246L72 248L69 249L70 252H68V250H67V254L70 255V253H71V255H72L69 257V260H70L69 263H71V264H91L92 262L94 263V261H92V262L90 261L94 257L93 256L94 251L89 250V253H88L87 252L88 249L83 250V247L80 248V246L82 245ZM146 242H147V240H146ZM74 244H76V243H74ZM108 244H107V247H108ZM111 245L113 246V243ZM119 245H120V243H119ZM140 246H142V247H140ZM163 246L172 247V248L174 247L175 251H173L174 249H172V248H170L171 250L169 248H168L169 250L166 248H163ZM98 247H99V245H98ZM159 247H161V248H159ZM103 248H105V247H103ZM147 248L149 249L150 252H148ZM100 250H102V249H100ZM104 250H107V249H104ZM95 251L97 252V251H99V249L95 250ZM90 252H92V253L90 254ZM112 253L115 255H113ZM98 254L99 253L95 254V256ZM118 255L120 256V254H118ZM89 257L91 259H89ZM97 258H98V256H97ZM108 258H106V257L104 258L106 262H108L106 260ZM131 258H133V257H131ZM11 260H13V259H11ZM98 260H99V258H98ZM118 260H119V258H118ZM109 262L111 263V261H109ZM132 263H135V261L130 262V264H132Z\"/></svg>","mask_w":264,"mask_h":264}]
</instances>
